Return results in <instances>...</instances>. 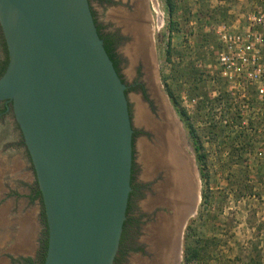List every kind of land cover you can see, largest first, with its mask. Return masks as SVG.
I'll return each instance as SVG.
<instances>
[{
    "label": "water",
    "instance_id": "water-1",
    "mask_svg": "<svg viewBox=\"0 0 264 264\" xmlns=\"http://www.w3.org/2000/svg\"><path fill=\"white\" fill-rule=\"evenodd\" d=\"M0 24L10 58L0 101L14 102L42 194L44 264H114L132 192L134 129L90 2L0 0Z\"/></svg>",
    "mask_w": 264,
    "mask_h": 264
},
{
    "label": "rangeland",
    "instance_id": "rangeland-1",
    "mask_svg": "<svg viewBox=\"0 0 264 264\" xmlns=\"http://www.w3.org/2000/svg\"><path fill=\"white\" fill-rule=\"evenodd\" d=\"M167 1H145L150 36L149 49L146 52L148 56L145 58L143 55L142 61L149 67L148 73L151 71V65L148 63H152L150 78H154L155 82L156 92L152 93L158 114L154 115L155 112L148 110L144 105H141V110L155 121L163 123L167 120L169 126L166 127V134L169 135L170 143L173 142L174 150V171L171 169V175L179 170L183 181L187 173L191 179L190 202L178 236L174 263L185 264L184 240L188 236L204 241L209 247L200 264H264V105L251 101L250 107L254 115L247 126H240L231 119L232 116L243 114L239 108L241 103H228L224 100L222 105L214 109L211 122H219L222 126L231 124L232 128L227 130L218 142L211 143L202 134L205 122L209 121H203L197 110L199 97L193 98L192 86L183 81L178 82L176 77L178 69L193 66L202 75L203 85L206 86L204 93L211 99L217 98L220 93H230L229 86L221 79L218 71L220 45L214 29L221 21H230L232 14L238 8H244L245 3L236 0H171L174 3L171 15ZM171 21L176 24L175 32L170 31ZM169 41L173 51L171 63L167 61L166 56ZM165 84L180 97L182 107L186 109L201 135V143L208 154V183L200 176L193 142L166 92ZM250 94L252 98L255 96L253 91ZM161 117H164L163 121ZM149 131L153 137L149 134V137L145 138V144L139 148L144 162L148 146L151 148L159 141L157 134L152 129ZM234 132H243V137L236 139ZM147 166L149 169L156 168L150 162ZM167 167L164 163L162 170ZM171 175L166 178V182L170 183L168 186L172 184ZM186 181L190 183L188 179ZM3 185L4 182L0 181V212L5 218L3 228H7L6 225L12 227L14 224L11 209L18 205L21 209L25 200L6 197ZM166 186L167 184H162L159 190L161 191L162 187L164 190ZM168 186L166 189H169ZM206 195L210 197L207 205L204 204ZM192 201L193 210L190 207ZM189 225L191 229L187 230ZM9 227V239L4 243L2 236L7 238L8 235L6 236L7 233L2 232L3 228H0V256L18 249V234L16 230L12 233ZM0 264H7V261L4 259Z\"/></svg>",
    "mask_w": 264,
    "mask_h": 264
},
{
    "label": "flooded vegetation",
    "instance_id": "flooded-vegetation-1",
    "mask_svg": "<svg viewBox=\"0 0 264 264\" xmlns=\"http://www.w3.org/2000/svg\"><path fill=\"white\" fill-rule=\"evenodd\" d=\"M145 1L89 0L98 32L104 44L112 49L116 70L126 86L134 129L132 192L114 264H175L178 236L190 202L191 181L187 169L189 184L186 179L183 181L180 178L179 170H176L171 178L172 184L168 186L167 172L149 169L139 150L149 134L153 137L141 120V105L155 112L154 115L158 114L152 93L156 92L155 82L154 78H150L152 63H148L151 65L148 73L149 67L142 61L145 54L143 51L148 52L149 49L150 36ZM131 47L135 48V52L141 50L137 52L141 56L134 52L139 58L129 55ZM9 59L7 42L0 24V77L8 68ZM0 161V181L4 182L6 197L25 200L21 209L19 205L11 209L13 226L6 225L12 229V233L16 230L18 249L5 252L0 256V262L3 263L5 259L7 264H44L49 243L47 216L34 165L12 100L0 101ZM164 183L169 189L166 187L160 191ZM4 219L0 212V228L4 227ZM7 228L2 229L8 235L7 238L2 236L3 243L9 239Z\"/></svg>",
    "mask_w": 264,
    "mask_h": 264
},
{
    "label": "built area",
    "instance_id": "built-area-1",
    "mask_svg": "<svg viewBox=\"0 0 264 264\" xmlns=\"http://www.w3.org/2000/svg\"><path fill=\"white\" fill-rule=\"evenodd\" d=\"M236 1L244 2V8L214 29L220 45L217 67L233 94L230 102L241 103L242 124L247 126L254 115L251 101L264 105V0Z\"/></svg>",
    "mask_w": 264,
    "mask_h": 264
},
{
    "label": "trees",
    "instance_id": "trees-1",
    "mask_svg": "<svg viewBox=\"0 0 264 264\" xmlns=\"http://www.w3.org/2000/svg\"><path fill=\"white\" fill-rule=\"evenodd\" d=\"M167 6L169 8V12L172 15L174 11V3L171 0L167 1ZM170 31L175 32L177 30L176 24L174 22H170ZM101 37V36H100ZM102 38V37H101ZM103 40V38H102ZM106 51L109 54L110 58L114 62L112 49L105 45ZM173 51L171 48V41L168 43V48L166 51L167 61L171 63ZM115 65V63H114ZM116 67V65H115ZM5 74V70L3 71L1 77ZM0 77V78H1ZM177 81H183L185 84H189L192 86V94L193 98L199 97V102L197 103V110L199 114L202 116V120H208L209 122H205V127L202 129V134L206 136L211 143L218 142L221 137L228 132L227 130L231 129V124L228 126H222L219 122H211L213 111L216 106L222 105L224 100H227L228 103L231 101V94L220 93L219 96L215 99H211L209 95L204 93L205 85H203L202 75L195 69V67L190 66L183 69H178L176 71ZM166 92L176 109L179 118L184 123L191 140L193 142V148L196 156V162L198 165L199 173L201 178L205 183H208V154L201 143V135L198 133V129L193 125L192 118L188 115L186 109L182 107L180 97L176 96L175 92L170 88L168 84H165ZM236 117V118H235ZM232 122L242 124L243 117L238 114L237 116H232ZM235 133V132H234ZM236 139L243 137V132L235 133ZM210 197L204 196V204L207 205ZM191 229V225L187 227V230ZM209 247L204 243V241L199 239H194L193 237H186L184 240V262L185 264H200L201 261L206 257L207 251Z\"/></svg>",
    "mask_w": 264,
    "mask_h": 264
},
{
    "label": "bare ground",
    "instance_id": "bare-ground-1",
    "mask_svg": "<svg viewBox=\"0 0 264 264\" xmlns=\"http://www.w3.org/2000/svg\"><path fill=\"white\" fill-rule=\"evenodd\" d=\"M132 48V47H131ZM131 48H129V50H128V52H129V54H130V56H135L134 55V52H135V48H132V49H134V50H132ZM140 50V49H139ZM137 52H139V51H137ZM137 52H135V54H137ZM140 52H141V50H140ZM139 52V53H140ZM145 54H144V56H145V58L148 56V53H146L147 52V50H145V51H143ZM138 53V54H139ZM142 54V53H141ZM136 57H137V55H136ZM138 58V57H137ZM146 60V59H145ZM148 60V59H147ZM162 109H163V107H161ZM141 109H143V108H141ZM158 109V108H157ZM161 110V109H160ZM142 111V110H141ZM158 111V110H157ZM160 113V112H159ZM161 115V114H160ZM142 116H143V122H144V124L149 128V130H151L152 129V131L154 132V133H156L157 134V136H158V140L159 141H157L156 142V145H154V146H152L151 148H150V146H148V149H146L147 150V155H145L144 156V158H145V162L147 163V164H149V162H150V164L151 165H153V166H155L156 167V169H158V170H162V169H164L163 168V164L164 163H166L167 165H168V167L167 168H165V170L164 171H166L167 173H166V178L167 177H169L170 175H171V173H172V170L174 171V168H172V163H173V152H174V150H173V142H171L170 143V140H169V135H167L166 134V127H167V125L169 126V124L167 123V120L165 119L164 120V117H161V119H162V121L164 120L165 122H163V123H161L159 120H157V121H155L154 119H151L150 117H148L147 115H146V113H144L143 111H142ZM162 116V115H161ZM165 116V118H166V115H164ZM160 117V116H159ZM172 119V118H171ZM167 123V124H166ZM170 123V122H169ZM174 126V125H173ZM168 131V130H167ZM172 133V132H171ZM176 133V132H175ZM166 134V135H165ZM165 136H166V138L167 139H165ZM171 137V136H170ZM173 138V137H172ZM175 143V142H174ZM181 160V159H180ZM176 161H178V159H176ZM182 161H184V160H182ZM185 162V161H184ZM170 166H171V168H170ZM172 169V170H171ZM163 171V172H164ZM182 172V171H181ZM165 176V175H164ZM172 176V175H171ZM181 177V176H180ZM187 179V178H186ZM167 180V179H166ZM191 180V179H190ZM170 184V183H169ZM159 185V184H158ZM182 186V185H181ZM167 187V186H166ZM165 187V188H166ZM162 189H163V187H162ZM161 189V190H162ZM174 189V188H173ZM178 192V191H177ZM186 204V203H185ZM188 204V203H187ZM156 234V233H155Z\"/></svg>",
    "mask_w": 264,
    "mask_h": 264
}]
</instances>
